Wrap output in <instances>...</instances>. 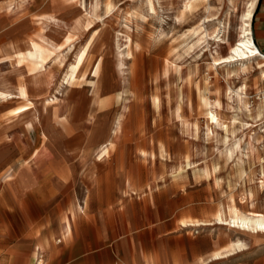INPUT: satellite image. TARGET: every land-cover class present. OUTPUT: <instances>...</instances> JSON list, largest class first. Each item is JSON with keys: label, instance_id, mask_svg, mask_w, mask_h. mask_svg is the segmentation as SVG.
<instances>
[{"label": "rangeland", "instance_id": "rangeland-1", "mask_svg": "<svg viewBox=\"0 0 264 264\" xmlns=\"http://www.w3.org/2000/svg\"><path fill=\"white\" fill-rule=\"evenodd\" d=\"M154 1L152 8L150 0H0V73L12 85L21 84L20 70L27 74L25 66L15 65L13 46L38 37L46 26L43 14H58L59 25L75 34L61 55L49 59L36 90L37 99L57 96L64 110H75L73 123H49L51 139L41 141L35 127L30 130L24 122L7 119L23 102L6 98L0 90V189L3 178L21 180L20 172L11 174L1 166H17L32 156L19 155L18 148L42 144L65 152L76 136L83 142V136H90L89 153L77 156V180L98 163L90 211L105 207L114 236L122 214L154 262L163 254L190 258L215 249L212 256L234 262L228 264H264V233L223 221L232 205L264 212V104L259 98L264 95V74H250L257 90L246 98L252 105L248 114L237 111L231 91L243 81L237 71L240 63L212 65L216 51L227 55L237 38L242 4L234 10L227 0L191 7H186L187 0ZM87 14L97 15L90 28L77 23ZM122 25L131 28L136 42L133 55L123 57L121 94L107 104L92 101L83 110L79 104L90 97L94 78L88 68L71 84L64 78L73 51L91 43L94 54H112L113 48L116 53V29ZM218 101L221 106L214 105ZM210 104L220 111L221 126L209 121ZM237 113L239 121L234 120ZM116 117L122 125L113 131ZM250 131L259 139L254 155L244 137ZM107 138L113 141L109 154L98 160L97 146ZM49 157L42 151L34 161L40 164ZM52 169L59 183H69L71 172L63 159L55 160ZM126 181L134 191L121 202ZM57 202L58 214L71 203L67 194Z\"/></svg>", "mask_w": 264, "mask_h": 264}, {"label": "crops", "instance_id": "crops-1", "mask_svg": "<svg viewBox=\"0 0 264 264\" xmlns=\"http://www.w3.org/2000/svg\"><path fill=\"white\" fill-rule=\"evenodd\" d=\"M229 5L231 3L227 0ZM243 0H238L239 7ZM253 34L264 52V0H257L253 16ZM84 145L79 151H58L41 147L40 152L50 154L40 164L36 161L7 163L1 170L11 174L21 173V180L3 178L0 189V264H222L234 263L212 256L215 249L197 257H174L171 253L154 259L136 242L134 231L121 214V226L114 236L113 227L107 221L105 207L90 211V193L96 180L90 182L85 173L77 180L78 155L88 154L93 138L83 136ZM19 155H32L33 147L18 148ZM49 151V152H48ZM38 153V154H39ZM63 159L71 172L69 183L56 180L52 163ZM98 164V163H96ZM94 164V165H96ZM91 167V166H90ZM89 167V168H90ZM88 168V169H89ZM87 169V170H88ZM53 174V179L47 176ZM10 174H8L9 176ZM70 197L68 208L58 214L59 195ZM132 193L121 197L125 202ZM80 204L81 209L77 208ZM70 214L71 230H66L64 217ZM180 247V246H178ZM184 247V246H182Z\"/></svg>", "mask_w": 264, "mask_h": 264}, {"label": "bare ground", "instance_id": "bare-ground-1", "mask_svg": "<svg viewBox=\"0 0 264 264\" xmlns=\"http://www.w3.org/2000/svg\"><path fill=\"white\" fill-rule=\"evenodd\" d=\"M201 1L207 2L208 0H187L186 7H191ZM229 2L234 10H238V0H229ZM256 3L257 0H243L242 9L238 15L237 38L228 45L229 51L227 55H220L219 52L216 51L217 55L213 56L212 61V65H220L222 63L229 64L233 62L240 63L237 71L243 73V81L239 88L231 91L235 94L238 102L237 111L247 112L248 114L252 113V105L247 102L246 98L256 93L255 91L257 90V83L254 82V77L250 74L255 71L264 74V52L261 51L255 41L252 26ZM77 4L81 7L80 3ZM150 4L152 8L155 7L154 0H150ZM87 15L88 17L85 21L78 19V25H82L86 28H90L93 25L97 15ZM43 20L46 21V26L40 31L36 39L26 41L24 44L17 43L13 46L15 65L19 68H22V66L27 68V74H24L21 70L18 73L21 84L12 85L9 80L0 73V90L4 92V96H6V98L19 99L23 102L7 119H17L20 122H24L26 127L30 130L35 127L37 130L36 136L39 137L41 141H45L48 138L51 139L52 132L49 129V123L70 124L73 123V118L75 116V110L63 109L60 99L57 96L47 99H37L38 95L36 94V90L42 82L40 75L43 70L47 68V62L53 55H61L64 47L70 45L75 38V34L72 30L65 29L59 25L61 17L58 14L45 13L43 14ZM205 31V36H208L209 33L206 28ZM135 42L131 28L128 25H122L116 29V53H114L113 48L112 54L106 55L101 52L94 54L91 43L85 44L73 51V59L67 65L64 78L71 84L85 72L86 68L90 70L91 76L94 78L93 84L91 82L92 89L89 91L91 92L90 97L84 96L83 102L79 104L83 110L86 106L90 105L92 101L107 104L112 99L119 98L122 87H118V75L123 71V57L125 55H133V46ZM259 98H261L260 103L264 104V95ZM210 105L211 107L208 111L209 121L221 126L223 121L220 116V111L214 108V105L221 106V102L218 101L216 104ZM234 120H240L238 113L235 115ZM111 124H115L113 128V131H115L121 127L122 122L120 118L116 117L112 120ZM246 124L250 125V122ZM100 134H102V132H100ZM104 134H111V132H104ZM244 137L247 140V148L254 155L256 150H258L256 142H258L259 139L251 131ZM244 137H240L239 144ZM112 144L113 141L108 138L102 141L97 146L98 153L96 159L104 160L109 154V149ZM83 145L84 142L79 140V136L73 138L71 143H69L71 151H79L82 149ZM41 147L42 144L33 147L32 156L27 159V163L32 162L36 158ZM261 160L264 162V156L261 157ZM94 174L95 165L92 164L85 172V177L92 182ZM133 186L130 181L125 182V187L121 188V195L123 198L129 196L134 191ZM77 208L81 209V206L78 205ZM64 219L66 222V230H71L72 224L70 215H67ZM223 221L253 233H264V212L262 211H243L238 206L232 205L226 210V213H223ZM240 244L243 243L238 241L237 245L239 246Z\"/></svg>", "mask_w": 264, "mask_h": 264}, {"label": "snow or ice", "instance_id": "snow-or-ice-1", "mask_svg": "<svg viewBox=\"0 0 264 264\" xmlns=\"http://www.w3.org/2000/svg\"><path fill=\"white\" fill-rule=\"evenodd\" d=\"M218 63H219V61H218ZM239 247H245V245H243V244H240V245H239Z\"/></svg>", "mask_w": 264, "mask_h": 264}]
</instances>
